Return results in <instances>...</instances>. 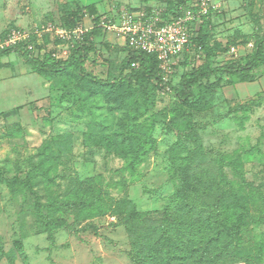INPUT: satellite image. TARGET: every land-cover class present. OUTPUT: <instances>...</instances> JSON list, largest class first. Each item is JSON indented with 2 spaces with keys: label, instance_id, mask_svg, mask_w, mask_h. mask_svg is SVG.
Masks as SVG:
<instances>
[{
  "label": "rangeland",
  "instance_id": "rangeland-1",
  "mask_svg": "<svg viewBox=\"0 0 264 264\" xmlns=\"http://www.w3.org/2000/svg\"><path fill=\"white\" fill-rule=\"evenodd\" d=\"M197 1L102 0L99 7L108 3L117 13L130 6ZM221 1L204 30L209 47L174 68L168 76L174 86L208 55L213 66L244 61L264 38V0ZM81 6L69 0H0V48L11 44V31L19 29L41 58L58 45L74 52L77 39L71 44L57 32L93 25L95 18L86 19V12L75 17ZM103 41L102 33L91 43L97 50ZM232 46L240 47L238 57ZM8 58L16 61L14 54ZM121 59L110 69L85 64L87 78L78 66L51 79L39 75L33 101L0 121V264H135L126 215L176 205L188 167L216 196H233L240 188L244 197L235 199L238 207L228 227L243 223L235 240L240 253L219 264H264V95L243 98L223 82L208 94V107L194 109L154 80L127 79L113 87L89 82L90 76L118 80ZM14 176L30 178L42 212L62 218V227L48 231L35 197L1 179ZM218 197L210 203L220 202Z\"/></svg>",
  "mask_w": 264,
  "mask_h": 264
},
{
  "label": "trees",
  "instance_id": "trees-1",
  "mask_svg": "<svg viewBox=\"0 0 264 264\" xmlns=\"http://www.w3.org/2000/svg\"><path fill=\"white\" fill-rule=\"evenodd\" d=\"M181 6H184L183 3L164 7L166 17L170 18L180 14ZM217 11L214 10L204 16L193 26L189 49L184 52L181 61L187 62L191 53H200L201 50L209 47L205 43L206 33L204 30L213 13ZM85 12L94 17L95 21L100 17L97 16L98 10L95 4L81 6L78 11L74 12V15L75 17L84 15ZM101 33H103L102 29L93 28L83 41L73 48L74 52L70 53L67 60H57L52 54L41 58L35 54L33 49L29 48V44L25 40L9 44L0 48V67L4 65L2 57L17 52L44 79H51L76 66L79 67L80 73L83 76L86 75L87 78L85 64L90 61L89 55L95 50L91 41H94L95 36H99ZM129 49L128 56L121 63L118 80L90 76L89 82L113 87L119 81L123 82L127 79H136L140 83H149L154 80L160 85L168 86V90L182 106L199 109L210 105L211 98L208 94L216 91L223 82L226 85H235L240 82L254 81L260 76L258 69L264 66L263 38L256 44L254 52L247 55L249 57L246 60L213 66L208 55L203 64L186 70L181 75L179 84L174 86L162 71L155 54L132 50L130 47ZM133 62H138L139 67H133ZM212 76L215 77V82L210 81ZM63 81L66 85L67 80ZM42 166L43 161L39 167L44 169ZM186 172L188 175L180 182V185L184 184L185 187H183V191L178 192L180 197H178L176 205L165 208L163 211H147L142 214L132 212L126 215L124 224L132 238L135 264H219L227 261L229 256L232 258L235 254L240 253L235 245V240L240 236L243 223H234L232 230L228 228L233 222L236 215L235 209L238 207L235 206V199L242 200L244 198L240 188L235 189L236 193L232 192L233 196H229L230 193L225 192L218 197L215 195L217 192L212 190V186L208 185L207 180L199 179V174H193L189 167ZM1 179L11 188L23 186L35 197L37 212L48 231L64 225L65 222L62 218H53L42 212L44 204L41 202L38 192L33 188L29 177L22 179L14 176L12 178L1 177ZM214 196L218 197L220 202L210 203ZM82 201L83 203L87 202V200ZM232 204L233 206H231ZM196 216L201 219L197 220L200 228L196 226ZM214 225L216 229L218 227V230L213 228Z\"/></svg>",
  "mask_w": 264,
  "mask_h": 264
},
{
  "label": "built area",
  "instance_id": "built-area-1",
  "mask_svg": "<svg viewBox=\"0 0 264 264\" xmlns=\"http://www.w3.org/2000/svg\"><path fill=\"white\" fill-rule=\"evenodd\" d=\"M221 6L222 3L215 0H198L191 5L181 6L180 14L170 18L166 17L165 8L162 6L126 8L117 13L112 10L110 15L100 16L90 28L79 23L73 30L57 32V35L64 40L69 39L73 44L74 39H77L78 43L82 42L84 34L95 27L102 29L104 33H114L125 38L127 46L132 50L155 54L168 79L182 60L184 52L189 49L193 26L204 16L219 10ZM85 16L92 17L88 13H85ZM26 37L25 32L13 29L10 43L23 41ZM249 46L252 48L253 43ZM29 48L34 50L32 45H29ZM239 51V46L230 48L234 57L240 55ZM52 56L57 60H67L70 48L58 45ZM132 66L139 67V63L133 62Z\"/></svg>",
  "mask_w": 264,
  "mask_h": 264
},
{
  "label": "crops",
  "instance_id": "crops-1",
  "mask_svg": "<svg viewBox=\"0 0 264 264\" xmlns=\"http://www.w3.org/2000/svg\"><path fill=\"white\" fill-rule=\"evenodd\" d=\"M69 1L78 3L82 6L95 4L98 10L97 16L110 15L111 11L113 10V7L108 3L100 8L99 3L102 2V0ZM219 1L222 2L221 0H216V2ZM129 8L135 7L130 6ZM86 19L92 20V17H87ZM101 35L102 33L99 36H95V38H98ZM103 38V46L99 45L98 49L94 50L99 54L97 55V57H89L90 61H88L87 63L94 64L95 67H105L110 69L112 67L113 60L116 58H122V63V61L128 56L130 49L127 46L125 38L114 33L103 32ZM100 53L103 54L105 60L101 58ZM13 54L14 56H16V61H12L8 58ZM13 54L11 53L10 55L1 58L4 65L0 67V121L2 120L4 121V123V118L6 117L8 111L17 110L18 108L22 107V105H26L27 103L29 104L33 101L31 100L32 96L38 95L37 88L39 87L38 84H40L39 74L35 72L29 64L26 63L22 55L17 52H14ZM95 58L97 60H95ZM15 62L18 63L17 68ZM259 75L260 76L254 81L236 83L235 85L227 86V88L234 91L237 96L243 98L264 95V68L260 70ZM30 95L31 98H29Z\"/></svg>",
  "mask_w": 264,
  "mask_h": 264
}]
</instances>
